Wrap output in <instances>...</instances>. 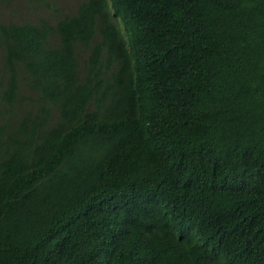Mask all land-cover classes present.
I'll list each match as a JSON object with an SVG mask.
<instances>
[{
	"label": "trees",
	"instance_id": "1",
	"mask_svg": "<svg viewBox=\"0 0 264 264\" xmlns=\"http://www.w3.org/2000/svg\"><path fill=\"white\" fill-rule=\"evenodd\" d=\"M58 2L0 0V264H264V0Z\"/></svg>",
	"mask_w": 264,
	"mask_h": 264
},
{
	"label": "rangeland",
	"instance_id": "2",
	"mask_svg": "<svg viewBox=\"0 0 264 264\" xmlns=\"http://www.w3.org/2000/svg\"><path fill=\"white\" fill-rule=\"evenodd\" d=\"M76 0H59L60 4L58 5L63 11L64 10H68L69 8H72L75 4ZM58 2V3H59ZM41 11V10H39ZM18 15L17 17L19 19H24L25 17H30L32 18L33 15L38 12L35 10H28V7L26 5V8H19L17 9ZM6 18L5 19H10V17L8 15H4Z\"/></svg>",
	"mask_w": 264,
	"mask_h": 264
}]
</instances>
